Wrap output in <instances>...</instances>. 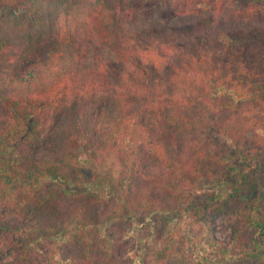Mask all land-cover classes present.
<instances>
[{
    "label": "trees",
    "instance_id": "trees-1",
    "mask_svg": "<svg viewBox=\"0 0 264 264\" xmlns=\"http://www.w3.org/2000/svg\"><path fill=\"white\" fill-rule=\"evenodd\" d=\"M0 264H264V0H0Z\"/></svg>",
    "mask_w": 264,
    "mask_h": 264
},
{
    "label": "rangeland",
    "instance_id": "rangeland-1",
    "mask_svg": "<svg viewBox=\"0 0 264 264\" xmlns=\"http://www.w3.org/2000/svg\"><path fill=\"white\" fill-rule=\"evenodd\" d=\"M223 140H226L223 136H221ZM231 143V141H228ZM100 170L102 173H108L113 176L116 184L119 186L121 182V172H122V165L115 153H110V155L107 157L106 161L100 166ZM182 186L184 187V190L187 192L185 195L188 196V194L193 193L199 194L203 192V188L199 186L198 183H191L187 180H185L182 183ZM181 187V188H183ZM192 195V194H191ZM232 221L230 218L221 216L216 219L215 223V231L218 237L222 238L223 240H230L232 236Z\"/></svg>",
    "mask_w": 264,
    "mask_h": 264
}]
</instances>
